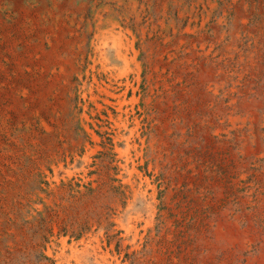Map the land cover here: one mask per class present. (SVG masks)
<instances>
[{
  "label": "rangeland",
  "instance_id": "rangeland-1",
  "mask_svg": "<svg viewBox=\"0 0 264 264\" xmlns=\"http://www.w3.org/2000/svg\"><path fill=\"white\" fill-rule=\"evenodd\" d=\"M132 1L0 0V264H264V0Z\"/></svg>",
  "mask_w": 264,
  "mask_h": 264
},
{
  "label": "bare ground",
  "instance_id": "bare-ground-1",
  "mask_svg": "<svg viewBox=\"0 0 264 264\" xmlns=\"http://www.w3.org/2000/svg\"><path fill=\"white\" fill-rule=\"evenodd\" d=\"M123 2V1H121ZM198 4L191 6L189 9L185 11V15H189V22L187 23L188 28H196V26L199 24L200 20L201 22L203 20L209 21L213 18L215 8L217 6V1L215 0H197ZM201 2V8L200 11V3ZM136 1H132V4L130 5V8L136 9ZM199 6V7H198ZM217 21L219 23L220 28L223 27V24L227 25L228 21V15L226 12H224L221 16L217 18ZM99 31H100V38L102 39V42L104 44H107L109 41H118L122 36L120 35V32L116 30L118 27V20L116 17L111 16L106 19H100L99 22ZM169 25H173L174 23L172 21H169ZM247 25V24H246ZM191 31V30H190ZM231 35H233V39H231V36L228 41H223V45L226 47V51L230 53V56H234L235 52L238 54L240 60L243 59V55L239 49V41L243 42V37L240 33V31L236 28L230 27L228 31ZM250 33V32H249ZM252 34V33H251ZM223 36H221L222 38ZM119 42V41H118ZM117 42V43H118ZM113 43V42H112ZM120 43H118L119 45ZM238 45V47H237ZM214 48V45L211 44L209 47V50L211 51ZM222 56V55H221ZM218 57V56H217ZM227 62V61H226ZM218 65V64H217ZM214 68V67H213ZM122 71V70H121ZM219 71V70H218ZM231 71V70H230ZM217 72V70H216ZM113 76V75H112ZM244 78V77H243ZM222 80V79H221ZM242 80V79H241ZM249 80V79H248ZM229 81V80H228ZM239 81V80H238ZM210 82V81H209ZM210 87V86H209ZM231 88V87H230ZM232 89V88H231ZM230 90V89H229ZM125 92V91H124ZM263 92V91H262ZM234 96V95H233ZM233 98V97H232ZM227 101V100H226ZM209 102V101H208ZM226 103V102H225ZM233 105V104H232ZM228 114V113H227ZM237 115V114H236ZM231 118V117H230ZM237 118V117H236ZM246 119V118H245ZM221 120V119H220ZM230 120V119H229ZM226 122V121H225ZM229 122V121H228ZM245 122V121H244ZM235 125V124H234ZM218 127V126H217ZM223 129V128H222ZM236 129V128H235ZM225 130V129H224ZM233 131V130H232ZM261 154V153H260Z\"/></svg>",
  "mask_w": 264,
  "mask_h": 264
}]
</instances>
